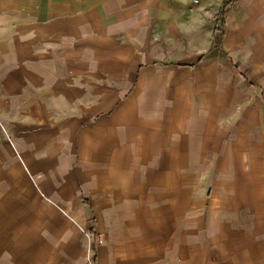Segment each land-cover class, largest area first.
Listing matches in <instances>:
<instances>
[{"label":"crops","instance_id":"obj_1","mask_svg":"<svg viewBox=\"0 0 264 264\" xmlns=\"http://www.w3.org/2000/svg\"><path fill=\"white\" fill-rule=\"evenodd\" d=\"M226 1L0 0V264H87L60 198L98 232L97 264H264V0H229L219 37ZM199 70L213 94L229 76L258 95L234 121L262 129L233 131L222 174L245 98L146 80Z\"/></svg>","mask_w":264,"mask_h":264},{"label":"rangeland","instance_id":"obj_2","mask_svg":"<svg viewBox=\"0 0 264 264\" xmlns=\"http://www.w3.org/2000/svg\"><path fill=\"white\" fill-rule=\"evenodd\" d=\"M225 25H223L224 27ZM224 33L223 32H219L218 36L221 37V35ZM156 50V49H155ZM232 52V51H231ZM244 58H241V60ZM247 61H249L248 58H245ZM165 60V59H164ZM207 62H210V58L208 57V59L206 60ZM221 63V60H218ZM225 61V60H224ZM236 61H239L238 59ZM131 62L130 60H127V63L124 65V69L126 70H131L133 72L134 75V67H131ZM243 70H245L244 68H242ZM248 73V71H247ZM238 75V74H237ZM252 76V75H251ZM211 76H209L208 72L203 70L202 72H200V70L197 72V74H193V76H187L186 73L180 74V73H163V72H151L147 77L146 80L147 82H155V81H164L166 80L167 86L169 91H167L169 94H180L183 92L180 91H176L177 89V84H179L181 86V83L186 82L188 80H192V78L197 81L198 79H203L204 82L200 85L202 87L201 91L200 90H194V92H187V95L190 94H199V95H204L207 96V102L210 103L212 101L216 100L215 95L218 94V96H223L225 98H230V95L235 98L236 100V94L238 93L240 95V98L243 99V97L245 98V100L243 101L244 103H241V105L235 106V107H231L230 108V115H229V119L228 116L226 117V121L229 122L231 125V127L225 132V134L227 133V136L225 138V140H223L222 143H219L218 146V157H219V162H218V174H222L223 171L226 173L225 170L222 171V166L224 165V163H222L223 158L226 156V150H227V144L229 142V138L232 136L233 131H236L239 134L242 133H248V134H254L256 131H259L260 129H262V127H258V123L256 121H250V122H246L245 124L241 123V122H236L234 121L235 119H243V115H237L240 114L242 112V110L245 108V106H248L246 108V110L250 109L252 112L254 111L257 115L260 113V108L259 106L256 105V99L258 98L257 92H253L252 88L250 87L249 84H247V86H245L244 82L241 81H236V80H231L230 81V77L228 76V83L227 81H222L224 79L223 76H219L220 80L218 79L219 82V87L220 90L217 92H215V94H213L212 90H208V88H210L212 86L211 83ZM218 78V77H217ZM237 78V77H236ZM217 83V82H216ZM111 87V83H108ZM125 89L123 90V94L127 92V88L130 86V81L128 82V84L124 85ZM245 88V91L243 92H237L238 89H243ZM145 90V89H144ZM144 90H139V93H142ZM109 91V90H108ZM135 95V99L137 100H142L141 96L142 95ZM220 94V95H219ZM109 95V92L106 93V96ZM242 95V96H241ZM211 96V97H210ZM222 98V97H221ZM220 98V99H221ZM224 98V99H225ZM189 99V98H188ZM102 100V99H101ZM192 103H194L195 101L192 99L191 100ZM244 104H249V105H244ZM143 109V107H141ZM228 110V109H226ZM234 114V115H233ZM262 114H264L263 108H262ZM253 120V119H252ZM222 122V121H220ZM219 122V123H220ZM0 126L2 128L3 133L7 136L8 134V130L7 128L0 123ZM10 127V126H9ZM251 140L255 141L254 138H251ZM229 161V160H228ZM235 162V161H234ZM233 166L232 168L235 167V164L232 163ZM216 172L217 169H215V167H213V174H212V179H214V176L216 178ZM68 174V172H67ZM74 178H65V182L69 183V181H74ZM78 194L84 199H81V197H79V204H74L73 207H75V210L79 213H82L83 215V211H84V207L85 205H89L88 202V198H86V195L82 192V188L79 187L77 189ZM66 197V196H65ZM87 200H86V199ZM87 201V202H85ZM53 205L58 206L59 208V213L63 214V219L62 221L58 222L57 227L59 229V234H60V240L65 238V235L67 234L68 229L73 228V223L75 224V229H80V231L84 234V236L89 237L90 238V244L91 247L88 248L87 251V264H97V257H98V251H97V245L100 244V236L98 234L97 231H95L94 228H92V224H89V219L87 218H80L78 220H73L72 221L68 218V216L66 215L67 213V203H66V199L64 198H60V200L57 203H54ZM65 219V222H64ZM68 221V222H67ZM96 232V236L95 239L93 238V230ZM69 234V231H68Z\"/></svg>","mask_w":264,"mask_h":264},{"label":"trees","instance_id":"obj_3","mask_svg":"<svg viewBox=\"0 0 264 264\" xmlns=\"http://www.w3.org/2000/svg\"><path fill=\"white\" fill-rule=\"evenodd\" d=\"M229 3H230L229 0L226 1L225 4H224V7L221 8V10L219 11V13L217 15L216 31H218V32H223L224 31L223 25L225 24V17L228 14V5H229ZM92 234H93V238L95 239L96 232L94 230H93Z\"/></svg>","mask_w":264,"mask_h":264}]
</instances>
